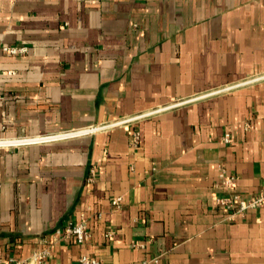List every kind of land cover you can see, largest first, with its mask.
<instances>
[{"label":"crops","instance_id":"0c3cea01","mask_svg":"<svg viewBox=\"0 0 264 264\" xmlns=\"http://www.w3.org/2000/svg\"><path fill=\"white\" fill-rule=\"evenodd\" d=\"M262 73L264 0H0V254L264 264V204L217 201L264 192V78L201 96Z\"/></svg>","mask_w":264,"mask_h":264},{"label":"built area","instance_id":"2783aa9c","mask_svg":"<svg viewBox=\"0 0 264 264\" xmlns=\"http://www.w3.org/2000/svg\"><path fill=\"white\" fill-rule=\"evenodd\" d=\"M3 49L12 54H17L25 50L24 47H17V46H5L3 47ZM261 78H264V73L259 74L255 77L244 79L242 81L224 85L217 89H211L210 91L204 93L201 96L230 91L236 87H239L241 85H244L246 83H249L251 81L258 80ZM196 98H199V96L193 97L192 99H196ZM192 99H189V100H192ZM154 112L155 111L143 112V113H140L132 117H122L120 119H117L111 122L90 125V126L80 128V129H70V130L62 131V132H59L53 135L40 136L37 139H40L41 141H47V140L68 139V138H72V137L79 136V135H91L97 132L98 130L106 128L108 126L115 125L118 123L129 122L137 117L150 115ZM224 140L226 142H229L230 135L226 134L224 137ZM138 141H139V136L136 135L133 144L137 145ZM16 143H17L16 141L13 142V144H16ZM221 176L223 179V184L225 186L229 187L233 185L235 181V177L228 176L225 170L222 171ZM121 200H122V197H117L113 199L112 203L114 206L119 207L121 204ZM217 201L222 207H224L228 211V217L230 219H235L238 215H243L249 209H254V208L262 206L264 204V192L258 195L250 196V197H244L240 195L239 193H232V194L223 195V196L218 197ZM54 233L56 237L74 239L77 243L85 242L86 239L90 235L89 229L86 223L84 222H80V223L70 222L64 227L56 228ZM49 257H50V250L48 248H42L40 250L34 251L31 255L27 257L18 256V255L4 256L0 254V264H46L47 259ZM79 263L80 264H103L99 259L95 257L87 256V255L81 256V258L79 259Z\"/></svg>","mask_w":264,"mask_h":264}]
</instances>
